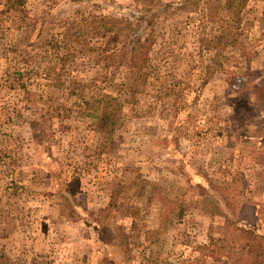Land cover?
<instances>
[{"label": "rangeland", "instance_id": "374dc122", "mask_svg": "<svg viewBox=\"0 0 264 264\" xmlns=\"http://www.w3.org/2000/svg\"><path fill=\"white\" fill-rule=\"evenodd\" d=\"M220 4L0 0V264H264V0ZM150 5L136 69L81 37Z\"/></svg>", "mask_w": 264, "mask_h": 264}, {"label": "trees", "instance_id": "16d2710c", "mask_svg": "<svg viewBox=\"0 0 264 264\" xmlns=\"http://www.w3.org/2000/svg\"><path fill=\"white\" fill-rule=\"evenodd\" d=\"M138 1L143 4L147 3L150 4L154 0H133ZM185 3H199L201 1H205L206 4L210 3L212 0H184ZM247 0H221V7L226 10L234 22H241L242 20V14L241 10L243 9L245 3ZM156 5H150L147 6L145 10H143L141 13H143L142 16H137L136 18H119V19H101L100 23L97 26H92V33L88 34L87 32H82L81 37L84 38L88 35H99L104 37H107L109 33L115 34L118 37V48L114 51H109L106 48H99L96 49L99 56H104L106 59L110 58V55L116 56L117 53H120L119 56L128 57V62L130 63V67L132 68H138L136 67V61L140 56H146V51L144 47L141 45V36L135 37L132 36L134 33V28L139 27L142 24L143 19H147V25H151V19L146 18V13L154 12V7ZM134 25V26H133ZM223 42V45H226L227 39L225 36L220 35L215 40L211 41V43L216 44V42ZM80 43V42H79ZM128 51L126 52V50ZM86 47L83 44H80L78 47H75V50L71 52V56H75V52L82 53L86 51ZM103 57V58H104ZM143 69L144 67L141 66ZM55 81H61L59 78H55ZM70 83L72 86V92H82L84 84L81 82L76 81L75 79H71ZM101 96L93 97L91 100H84L83 105H85V109L92 108V111L88 110L87 116L93 117L95 119H98V131L103 132L108 137L112 135L114 128L116 126L117 121L120 119L119 111L122 107L121 102H119V99L113 95L109 94H101ZM255 99L262 100L264 102V81H261L258 85L254 86V95ZM96 104L94 107H90L89 105H92V103ZM104 110V114L99 117V111L98 110ZM86 111V110H85ZM86 113V112H85ZM99 113V114H98ZM103 134V135H104ZM146 187L145 184L142 183L140 185V192L139 194H143ZM241 231H244V233H252L253 230L250 228H244L241 227Z\"/></svg>", "mask_w": 264, "mask_h": 264}]
</instances>
